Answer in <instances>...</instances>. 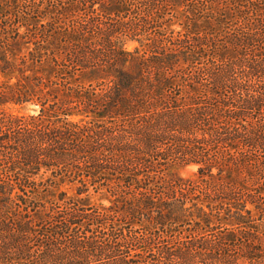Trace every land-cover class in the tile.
<instances>
[{"label":"trees","instance_id":"1","mask_svg":"<svg viewBox=\"0 0 264 264\" xmlns=\"http://www.w3.org/2000/svg\"><path fill=\"white\" fill-rule=\"evenodd\" d=\"M30 104L0 110V264H264V0H4L0 106Z\"/></svg>","mask_w":264,"mask_h":264},{"label":"rangeland","instance_id":"2","mask_svg":"<svg viewBox=\"0 0 264 264\" xmlns=\"http://www.w3.org/2000/svg\"><path fill=\"white\" fill-rule=\"evenodd\" d=\"M4 0H0L2 2ZM6 2V0H5ZM180 27L177 26V29ZM139 46V43L137 41L133 40H125V47L128 50H134L136 47ZM97 79V73L86 71L78 75V82L82 84H88L90 82H94ZM0 110H5L7 112L15 111L18 112V110H21L22 113H36L37 112V106L34 104H30L25 108H14L11 105L10 106H0ZM164 174L168 178H176V177H192L195 178L198 174V166L196 164H180V163H171L169 164L166 169L164 170ZM76 185L73 183L65 182L61 184L60 188L63 190H67L70 193L76 192ZM87 196L90 198V200L96 204H103V205H110V200L102 193L95 192L94 189L90 188L89 192L87 193Z\"/></svg>","mask_w":264,"mask_h":264}]
</instances>
